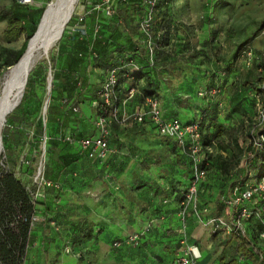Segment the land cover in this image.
<instances>
[{
    "label": "rangeland",
    "instance_id": "rangeland-1",
    "mask_svg": "<svg viewBox=\"0 0 264 264\" xmlns=\"http://www.w3.org/2000/svg\"><path fill=\"white\" fill-rule=\"evenodd\" d=\"M18 1L30 10L39 11L46 8L52 0H32L29 4H24V0ZM86 2L98 3L99 0L77 1L73 15L63 32L62 38L51 49L49 56L38 61L30 73L34 84H36L32 92L42 102L40 117L43 115V107L48 102L52 92L53 94L55 92L56 95H59L60 88L53 89V83L56 80L55 76L60 73L63 74L58 79L59 83H65L66 80L72 82L73 77L71 74L78 72L79 76L84 80V90L82 92L79 90L73 91L71 94L72 104H76L80 108L78 114H71L68 107H60V103H57L59 109L54 113V117H52L49 115L50 104L48 106L45 116L48 122V130L57 138L63 136L65 133H71L75 137L81 135H93L94 137V135H99L97 129L94 127L98 113L90 101L93 100L94 93L107 78L108 72L106 66L100 59L95 60L90 57L86 66L80 65L75 71H70L71 68H75L72 57H70L66 65L60 66V47L64 46L68 48L71 51V56L73 55L75 49L72 40L73 35L70 33L68 27L74 24L75 14L82 11V6ZM11 3L12 0H0V10L7 9ZM166 8L172 18H174L175 24L182 26L183 31L180 33L181 39L176 41L174 46L172 43H169L166 48L173 54L178 52L179 58H176H178V61L180 60L179 62L182 61V63L177 64L176 61L175 64L170 63L164 65L160 70L156 71L154 76L155 79L162 81L163 84L161 89L157 91V97L161 101L164 116L167 118H177L182 122H199L204 118V111L208 108V104L216 103L219 108V118H227L226 111L229 110V107L231 109V104L238 103L235 95L237 94L236 89L239 86L237 74L241 73L244 76L247 70L251 69L257 74L262 75L264 73V70L261 71L255 68V64L261 63L264 52V26L261 25L264 21V0H167ZM95 20L96 17L92 15L86 18L85 26L88 30V40L90 42L95 37ZM5 27V23H0V90L4 75L11 68L6 67L8 52L22 50L26 39L25 36H21L15 42L2 41L1 36ZM248 38L249 42L246 45V49L251 48L253 51V65L251 68L245 65V52L238 58L232 59L236 47ZM185 43L186 45L189 44L190 47L181 50L180 46H183ZM229 64L230 67L228 68ZM60 67L63 70H60ZM68 71H70L69 75H67ZM50 73L53 76L51 93L48 92V78ZM128 75V73H121L120 87L116 94L117 102L115 106L123 109L126 113H131V111H135L140 107L145 96L154 94V90L157 89L149 87L146 76L142 72L133 73V81L128 80ZM131 83L137 86L136 96L134 99L128 101L126 105H123L122 101L126 98L127 90ZM214 85H217L220 89V93L217 96H199V92L215 89ZM235 87L237 88L235 89ZM252 97L253 94L250 92L248 101L239 105V109L243 111L234 114L232 117L246 119L252 116L256 110V104L254 105L253 101L254 97ZM36 98L31 94L28 95L26 104L34 105ZM23 100H25L24 97L21 103ZM8 120L9 117H7V122ZM11 120L9 121L11 124L9 128V136L11 139L8 144H5L3 141V149L0 154V172L12 169L17 179L27 182L28 188L31 189L34 185L36 186L35 177L40 168H42L43 175L46 179H57L59 158L67 153L71 154L74 160H76L72 165L73 170L70 171V174H66L59 179L60 189H58L60 192L59 203L64 208L68 206L65 209L69 211V218L72 222L68 223L69 226L65 225L60 228L58 223L53 221L50 225V232L44 236L42 224L46 219L42 214L43 206L40 203L37 204L38 221L32 232L35 240L31 244V251L27 258L30 263L24 262L23 264H109L107 259L108 249H117L124 244L138 247L139 244H128L125 241L126 239L115 242L111 241L108 246L106 245V249L104 250L97 248V245H94L92 241L73 246L71 243L72 240L65 231L70 227L76 226V220L80 214L79 211L82 210L80 208L81 202L79 201L82 193L91 194L90 191L92 189L86 186L92 184V182H98L99 184H103V187L109 186L115 193L119 192L129 182V176L124 173V164L129 161L131 162V166L134 167L144 164L151 165L153 160L149 158L147 161H143V159L139 158V153L148 150L159 153L165 151L163 140L165 138L158 136L155 132L156 135H152V139L142 140L137 138V135L132 130H128L125 127H116L113 122L110 126L111 133L109 135V138L112 140L111 144H113L112 151L117 156L119 153H124V155H121V158L116 159V157L114 159L116 160L113 163L115 169L112 165H109L111 169L113 168V173H103L101 175L99 174L100 169L96 168L95 173L92 170V173L84 176L81 173V168H83L85 162L82 157H79L80 152L78 148H75V146L68 147L62 143L55 150L47 149V147L44 149L39 138L34 135L37 129L34 128V124L31 123L32 121L27 126H21V124L15 122L13 117ZM231 122L232 119H229L228 123ZM206 127L207 125L204 127V131H206ZM238 128L240 132L242 131L240 134L241 142L245 144L248 138L244 136V128L242 129L240 125H238ZM213 153L216 154L215 150H213ZM24 158L29 161V164H22ZM185 161L187 162L189 159L186 157ZM157 171L158 168H155L153 172L155 173ZM146 174L145 180L147 181L158 178L153 173ZM252 179L253 182L251 184L257 182V180L254 181L256 179L255 177ZM219 186L220 182L217 179L211 177L207 180V185L203 193L204 197H201L199 194V202L201 205H208L207 200L218 194ZM62 187H73L74 190L69 195H66L61 193ZM40 189L43 190V188ZM81 190L82 193L77 195ZM44 193L46 198L47 190H44ZM224 209L227 212H224ZM222 212L223 217L229 214L226 206L223 207ZM197 220L203 228L215 234V231L211 227L205 226L200 219L197 218ZM136 235L138 234H131L129 236ZM183 237L181 240L183 248L187 245L195 246L188 244L186 240L188 238V231H183ZM45 239L50 240V242H46ZM115 243H119V245L115 246ZM43 244L47 247L48 258H45V253L42 249ZM234 246L235 243L232 242L227 247L228 254L233 251ZM211 262L212 260L208 264ZM215 264H218L217 260Z\"/></svg>",
    "mask_w": 264,
    "mask_h": 264
},
{
    "label": "trees",
    "instance_id": "trees-1",
    "mask_svg": "<svg viewBox=\"0 0 264 264\" xmlns=\"http://www.w3.org/2000/svg\"><path fill=\"white\" fill-rule=\"evenodd\" d=\"M100 2L101 0H99L98 3ZM91 3L96 4L94 2ZM166 6L167 0H163L157 5L154 13L155 31L162 33V40L155 54V66H150L148 52L141 42V36L138 30V22L146 11L143 0H114L116 14L112 19L104 17L101 13L94 12L90 14L96 17L95 31L97 29V33H95V37L91 42L88 40V30L85 26L86 21L84 23L87 31L85 36L82 37L77 33H71L73 35L72 40L75 49L73 55L70 56L74 60L75 68H71L70 71H75L80 65L86 66L90 57L95 60L100 59L106 66L108 72L111 67L117 66L120 59L131 57L141 69L139 72H130L128 69L122 70L119 73V83L121 80V73H128L131 76L133 73L142 72L146 76V81L149 87L157 89L154 90V94H149L148 96L157 97V91L161 89L163 84L162 81L155 79L154 76L156 71L160 70L164 65L170 63L175 64L176 61L177 64L182 63V61H178V52L173 54L166 49L169 43H172L174 46L176 41L181 39L180 33L183 31L182 26L175 24L176 22L170 15ZM45 9L46 8H43L39 11L30 10L25 5L20 4L18 0H12L11 5L7 9L0 10V23L6 24L1 36L2 41L15 42L21 36H25L26 38L22 50L8 52L9 55L6 60V67L14 66L25 52L28 42L38 28ZM261 25L264 26V21ZM70 27L71 26L68 28L70 29ZM248 42L249 38L236 47L232 56L233 60L245 52ZM189 47V44L186 45L185 43L183 46H180V49L184 50V48L188 49ZM188 64L190 65L189 62ZM229 67L230 64L228 65V68ZM255 68L260 69L261 71L264 70L263 57L261 63L255 64ZM70 71L67 72V75L70 74ZM263 74H257L252 69L247 70L244 76H242L241 73L237 74L239 86L238 89L235 87L237 90V94L235 95L238 99V103L231 104V109L229 107V110L226 111L227 115L225 114L227 117L225 120L229 122V119H232L233 124L232 122H227L226 124L219 123V108L216 103L208 104V108L204 111L203 121L186 122H196L199 124L202 133L203 146L205 147L206 159L204 164L205 166L207 164L208 174L200 183L199 192L205 180H208L211 177L217 179L220 182L219 194L216 199L217 203H219L218 209H223V207H225L221 202V196H228L235 186H238L241 190H245L249 186V180H251V175L254 171L256 172V170H258V179H261L264 176V124H256L254 121L258 115V105L264 104ZM62 75L63 74L60 73L55 76L56 80L53 83V89L56 90L57 88H60L59 95H56L55 92L54 94L52 92V95H50L49 115L52 117H54V113L59 109L57 103H60V107L69 108V106L65 105L63 101L68 100V102L72 104V92L77 90L82 92L85 88L84 80L79 76L78 72L71 74L73 77L72 82L66 80L65 83H59L58 79ZM131 77L134 78L133 75ZM79 83L80 86L78 85ZM214 86L215 89L213 90L220 91L217 85ZM35 87L36 84H34V81L32 80V75H29L24 96L25 100H23V102L12 112L13 115L10 114L11 117L10 115L8 116L9 120L3 130V141L5 144H8L11 139L9 136V128L11 127L9 121H12V117L15 122L21 124V126H27L30 121H32L31 123L34 124V128L37 129L34 135L39 138L40 143L46 132L50 138L46 147L51 150L57 149L62 143L68 147L75 146V148H78L75 144L62 141L67 134H70L76 140L85 137H93V135H81L75 137L71 133H65L63 136L57 138L54 134H51L48 130V122L46 123L45 128L43 115L40 117L42 102L41 99L36 98L37 96L32 92ZM100 87L94 93L93 100L90 101L92 106L94 102L98 101L97 92ZM205 91L210 92L211 90ZM250 92H252L254 97H252L254 105L256 104L254 114L246 119L232 117L234 114L243 111L239 109V105L248 101ZM30 94L36 98L34 105L26 104V100ZM93 108L97 111L98 117L101 113L99 108L94 106ZM69 112L73 114L70 108ZM239 117L241 116L239 115ZM206 125V131H204ZM238 125H240L242 129L244 128V136L248 138V140L245 141V144H242L241 142L240 134L242 131H239ZM126 128L132 130L134 134L140 137L147 135V129H151V132L154 130L148 119L143 123H136L133 126ZM171 147V151H174L173 153H175L176 148L172 144ZM213 150H215L216 154L213 153ZM78 151H80L79 148ZM222 152L226 153L227 156L224 157ZM79 157L81 156L79 155ZM175 157L178 158V162L185 161L186 157L189 159V161H185V163L188 165L191 180L192 164L188 154L180 150L178 153H175ZM181 158H183V161ZM75 161L76 160H74V157L71 156V154H64L59 158L57 179H47L60 183L59 179L66 175L70 170H73L72 165ZM154 163L159 164L160 161L158 160ZM22 164L25 165V163ZM190 180L182 185L181 201L183 200L184 187L189 184ZM35 190V185L30 189L28 188L27 182L17 179L12 169L0 172V264H23L24 262H27L28 253L31 244L34 241L32 232L36 226L35 224H31V219L38 213L36 209L37 204L40 203L43 206L42 214L46 219L42 224L44 228V236L50 232L51 222H59L62 214L60 206L57 203V200L60 197L59 190L54 188L47 189L46 198L37 201L36 205L34 204L33 199V192ZM199 204L201 207L207 208V206L201 205L200 202ZM248 205L250 209L258 212L260 217L246 222V235L228 236L223 231L215 232L214 236L216 242L214 252L217 253L220 251L216 259L218 264H264V240L260 238V234L264 233V213L262 212V209H264V197L261 198L256 196L253 199V202ZM90 238L91 233L84 235L85 240ZM45 241L50 242V240L47 239H45ZM232 242L235 243V246L233 251L228 254L227 247L231 245ZM76 243V239H73L72 245L75 246ZM42 249L46 255L47 249L45 244L42 245Z\"/></svg>",
    "mask_w": 264,
    "mask_h": 264
},
{
    "label": "crops",
    "instance_id": "crops-1",
    "mask_svg": "<svg viewBox=\"0 0 264 264\" xmlns=\"http://www.w3.org/2000/svg\"><path fill=\"white\" fill-rule=\"evenodd\" d=\"M59 52L61 56L60 66H64L71 57V51L62 46L59 48ZM227 122L225 118H219V123L226 124ZM147 130L146 136H137V138L150 140L153 138L152 135H156L154 130L152 132L149 129ZM109 139L112 149V140ZM163 140L165 151L159 153L148 150L139 153V158L143 161L151 158L153 160L151 165L143 163L142 166L134 167L131 166L129 161L124 164V173L129 176V182L117 192L118 194L113 192L109 186L103 187V184L98 182H92V184L86 186L92 189L91 194L82 193V190L77 191V195L82 193L79 199L82 210L79 211L76 226L65 231L72 242L73 239H76V245H78L92 241L94 245H97V248L104 250L111 241L125 240L131 234H138L140 235L138 247L124 244L117 249H108L107 259L109 264H172L177 254L183 249L181 245V240L184 238L183 224L179 212L182 185L190 180L191 175L183 158H181L183 162H178V158L175 157V153L180 151L176 144L168 139ZM171 144L176 148L175 153L171 151ZM114 153L113 151L110 154L105 164L91 161L80 153L85 162L83 168H81V173L84 176L89 175L92 170L95 173L96 168L100 169L99 174L101 175L103 173H113L112 169H115L113 163L116 161L114 159L116 157V159L121 158V155H124V153H119L117 156ZM166 153L168 154L166 155ZM222 154L224 157L227 156L226 153L222 152ZM158 160L160 163L155 164L154 162ZM109 165H112L113 168L111 169ZM155 168H158V171L154 173ZM70 171L67 174H70ZM146 173H153L158 178L147 181L145 180ZM258 173V170H256L251 175L252 178H256L254 181L257 180V182L261 180L257 178ZM252 178L249 180V184L253 182ZM206 185L207 180L201 186L199 192L201 197H204L203 193ZM86 187L84 186V188ZM73 190V187H62L61 193L69 195ZM218 194L207 200V208L209 209L207 216L209 217H223V209H218L219 203L216 201ZM59 200L60 198L57 203L62 214L57 223L62 228V226H67L72 221L69 218V211L65 209L68 206L64 208L60 205ZM186 231H188V238L186 239L188 244L197 246L201 252L202 257L198 264H208L211 260L210 264H215L220 251L214 252L216 242L214 233L212 234L209 230L203 228L191 212L188 213L186 218ZM88 233H91V238L85 240L84 235ZM45 258H48V254L45 255ZM27 263H30L28 259Z\"/></svg>",
    "mask_w": 264,
    "mask_h": 264
},
{
    "label": "built area",
    "instance_id": "built-area-1",
    "mask_svg": "<svg viewBox=\"0 0 264 264\" xmlns=\"http://www.w3.org/2000/svg\"><path fill=\"white\" fill-rule=\"evenodd\" d=\"M31 1L32 0H24V4H29ZM162 1L163 0H143L146 11L138 22L141 42L147 49L148 60L152 67L156 64L155 54L162 40V33L155 31L154 13L157 5ZM94 12L101 13L104 17L112 19L116 14L114 0H101L100 3L96 4L89 2L83 4L82 11L75 14V22L70 27V33H77L82 37L85 36L87 31L84 23L87 16ZM95 33H97V29ZM245 53L244 62L245 65L250 68L253 64V51L251 48H247ZM262 56L264 58V52ZM124 69H128L130 72H139L141 68L131 57L120 59L117 66L109 69L106 80L102 83L97 92L98 101L94 102L93 106L99 108L101 112L95 121V127L99 135L76 140L73 136L67 134L62 141L77 145L82 155L86 156L91 161L102 164L113 152L109 144V135L111 133L110 126L113 122L116 127H130L136 123H143L148 119L158 136L174 142L177 148L188 154L191 160L192 178L189 184L184 187L183 200L180 203L179 216L183 224V231L186 230L187 215L191 212L200 219L205 226L211 227L215 232L223 231L228 236L246 235V222L260 217V214L250 209L248 204L253 202L256 196L261 198L264 197V176L260 181L249 184L245 190H241L238 186H235L228 196H221V202L229 210L230 214L228 216H207L209 209L203 208L199 204V185L208 174L207 164L206 166L204 164L206 159L205 147L203 146L199 124L196 122L184 123L177 118H165L161 101L156 96L144 97L140 107L131 113H126L123 109L115 106L117 102L116 94L120 87L119 73ZM133 79V77L128 75L129 81H133ZM78 85L80 86V83ZM49 93H51V91ZM136 93L137 86L131 83L127 90L126 98L122 101L123 105H126L128 101L134 99ZM219 93V90H211L210 92L202 91L199 92V96L215 97ZM49 101L50 96L47 109ZM63 103L69 106L73 114H78L80 112L79 106L70 104L68 100H64ZM43 119L46 128L47 121L45 117H43ZM254 121L256 124H264V104L258 105V115ZM49 139L50 138L45 132L41 142L44 149H46ZM22 163L29 164L25 158L22 160ZM35 183L36 190L33 192L35 205L37 201L45 198L44 190L52 188L56 190L60 189L59 183L44 177L42 168L39 169L35 177ZM40 188H43V190ZM262 212L264 213V209H262ZM203 215L205 216L204 218ZM37 221L38 216L36 214L32 217L31 224L34 225ZM260 238L264 240V233L260 234ZM125 241L128 244H139V235L129 236ZM114 245L118 246L119 243H115ZM201 257L202 255L198 247L187 245L177 254L172 264H198Z\"/></svg>",
    "mask_w": 264,
    "mask_h": 264
},
{
    "label": "bare ground",
    "instance_id": "bare-ground-1",
    "mask_svg": "<svg viewBox=\"0 0 264 264\" xmlns=\"http://www.w3.org/2000/svg\"><path fill=\"white\" fill-rule=\"evenodd\" d=\"M77 1L78 0H59L57 8L54 10L53 18L50 20L48 26L46 24V27H43V29H41L37 36L32 40L29 51L18 67L20 69L21 76L23 77V81L26 74L32 71L36 63L41 59L48 57L51 49L57 42H59V36L61 34V30L59 28L62 26V18L65 16L67 11H69V17H72ZM22 92L23 83H20L6 98L7 108L6 110L0 112V118H3L5 115L7 118L18 107L15 105L19 102Z\"/></svg>",
    "mask_w": 264,
    "mask_h": 264
},
{
    "label": "water",
    "instance_id": "water-1",
    "mask_svg": "<svg viewBox=\"0 0 264 264\" xmlns=\"http://www.w3.org/2000/svg\"><path fill=\"white\" fill-rule=\"evenodd\" d=\"M58 2H59V0H52L51 3L46 7L35 34L33 35V37L28 42L27 49L22 54V56L20 57L18 62L14 66H12L8 70V72L4 75L1 90H0V112L6 110V108H7L6 98L8 97L10 92L16 86H18L20 83H23V92H22L21 98L15 106H19L21 104V101L24 97L25 89H26L27 84H28V79H29V75H30L31 71L26 74V77L23 81L22 80L23 77L21 76L20 69L18 68L19 64L21 63V61L23 60V58L25 57V55L29 51L32 40L37 36V34L40 32V30L43 29V27H46V24L48 26L50 20L53 18V13H54V10L57 8ZM68 17H69V11H67L65 16L62 18V26H60V28H59L61 30V34L59 36V39L62 38V32H64L67 24L70 21L71 16L69 18ZM51 87H52V74L50 73L49 78H48V92L51 91ZM47 103L43 107V117H45V115L47 113ZM6 122H7L6 115L3 118H0V153H1V150L3 149L2 133H3V129L5 127Z\"/></svg>",
    "mask_w": 264,
    "mask_h": 264
}]
</instances>
